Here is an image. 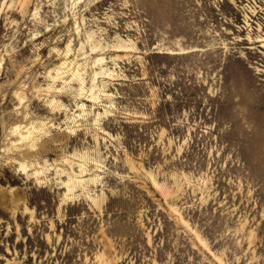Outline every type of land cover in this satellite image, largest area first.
Returning <instances> with one entry per match:
<instances>
[{
	"label": "rangeland",
	"instance_id": "374dc122",
	"mask_svg": "<svg viewBox=\"0 0 264 264\" xmlns=\"http://www.w3.org/2000/svg\"><path fill=\"white\" fill-rule=\"evenodd\" d=\"M0 264H264V0H0Z\"/></svg>",
	"mask_w": 264,
	"mask_h": 264
},
{
	"label": "bare ground",
	"instance_id": "6f19581e",
	"mask_svg": "<svg viewBox=\"0 0 264 264\" xmlns=\"http://www.w3.org/2000/svg\"><path fill=\"white\" fill-rule=\"evenodd\" d=\"M71 182V181H70Z\"/></svg>",
	"mask_w": 264,
	"mask_h": 264
}]
</instances>
